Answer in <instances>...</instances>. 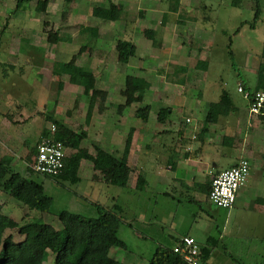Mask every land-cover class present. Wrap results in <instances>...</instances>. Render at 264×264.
Here are the masks:
<instances>
[{"label":"crops","instance_id":"obj_1","mask_svg":"<svg viewBox=\"0 0 264 264\" xmlns=\"http://www.w3.org/2000/svg\"><path fill=\"white\" fill-rule=\"evenodd\" d=\"M51 1L49 0L44 12L37 13L35 12L36 0L29 4L24 2L19 5V8H16L17 0H0V20L7 21L3 29L0 30L1 36L7 32L10 25L15 29V32H12L7 39L0 42L1 54L8 57L6 62L0 63V66L6 71L2 72L0 78V82L3 83L2 87L8 88L4 85L9 80L7 72L28 75L30 80L32 79L30 75L37 73V76L40 77L37 87L39 84L41 86V81H49L52 74L60 73L61 66L78 53L83 43L88 42L89 47L77 57L76 64L93 73L95 77L97 76L96 86L107 93L106 109L102 114L97 113L98 127L101 128V132L96 133L95 141L102 150L115 157H120L126 139L129 140L127 163L132 172L127 187L123 188V191H119V194L114 198V201L123 209L122 211L127 210L122 202V192L132 197L131 203L135 204L137 194L152 191L161 196L171 197L169 189L179 195L192 194L193 197L190 201L208 203L211 206L207 192H205V189L210 188L211 179L217 173L233 167L240 158H244L249 163V174L236 195L235 203L238 201L244 210H251L258 218L263 219L259 222V227H264V204L261 203L264 201V120L258 117H249V102L238 90L237 93L247 101L245 115L237 108L227 91L222 90L217 98H213L215 96L214 89L207 86L204 79L210 59L209 51L206 49V43H209L212 38L211 32L206 26L210 19H205V17L202 21L196 22V25L185 23L182 17L184 14L183 0H178L176 11L169 10L170 0H167V6L163 4L162 0H148L146 4L140 3L142 0L129 2L120 0L119 4L116 2L122 10L121 18L116 22L106 21L105 24H109L110 27L114 26L118 33L133 37L135 40V42L130 41L135 46L134 57L128 63L121 64L117 61L115 50L116 42L119 39L116 40L117 37L113 35L108 40L104 36L105 30L102 31L95 27L88 26L94 28V38L85 37L82 44L76 47L77 50L70 49L68 52L67 49L74 47L69 40L70 37L67 39L62 36L66 34L65 32L60 34L58 30L54 31L50 26L49 19L53 12L52 9H54ZM107 7L108 4L105 6L94 5L93 8ZM41 22L40 29L36 31L32 25ZM68 26H70L69 22L63 28H68ZM126 26L127 28H125ZM129 26H131L130 29ZM142 26L143 28H140ZM136 27L139 29L138 32H136ZM123 28L125 30H122ZM50 30L57 34V39L53 44H50L51 46L46 47L47 32ZM189 40H192L194 44L192 55L194 54L193 57L195 56L196 60L186 56L185 42ZM137 41L139 44H136ZM94 42L95 45H92ZM140 49L145 53L141 54ZM259 59L258 68L259 65L264 64L263 53L259 55ZM152 61L156 62L154 67L147 65ZM193 61L194 64H191ZM130 62L134 74L127 76L143 79L146 93L141 102L128 106L129 109L131 108L129 112H127L128 107L118 111L117 106L123 105L125 101L121 95L123 87L117 86V89L114 90L122 99L117 106H108V92L104 87L109 85L115 87L113 73L120 68V65H128ZM149 68L154 73L150 77H148ZM258 68L256 67L254 70L255 78ZM177 74H180L181 77ZM175 75L178 77L176 78ZM64 77L67 82V76ZM255 78L251 81L253 85ZM44 84L47 82L45 81ZM238 87L239 82L237 89ZM51 89L52 87L49 86V91ZM222 93H226L228 96L229 113L220 116L214 124L205 125L203 121L209 110V105L217 102ZM204 96L206 100L200 101ZM114 99L117 98H113V101ZM114 103L116 104L117 101ZM143 103L144 105L141 106ZM152 104L160 106L153 113L150 110ZM143 108H147L148 111H144L140 116L138 111ZM165 109L168 112L163 114L162 111ZM26 112V109L23 108L18 112V118L20 119V116ZM51 112L52 110H49L47 114ZM160 112L165 119L164 123L158 121ZM35 114L43 113L37 111L32 115V118ZM109 115L113 116L114 122H118L120 129L114 130L113 126L104 122L103 119ZM25 118L29 117L25 116ZM19 119L14 118L13 115L9 116L8 112L0 111V158L11 156L12 166V144L16 142L18 147L23 143L22 126L18 122L24 120ZM195 119L196 123L193 125ZM30 120L32 121V119ZM15 127L19 128L15 129ZM83 130L87 132L85 128ZM117 131L121 133H116ZM87 136L89 138V133ZM224 139L226 141L223 143ZM220 156L229 159L230 164L220 166L218 162ZM93 174L98 176L97 172L93 171ZM138 175H141L145 181L144 189L141 192L135 190V181ZM97 182L108 186L100 180ZM234 207L231 209H219L213 205L212 208L208 207L209 212H205L209 221L208 232L218 229V226L223 223L225 224L229 212ZM220 210L226 211L227 218L225 214L220 213ZM196 226L198 223L188 225V230L183 236H191L196 240L192 232H202L201 228L196 229ZM183 236L177 237L175 240L177 241ZM208 243H212L211 238L208 239ZM215 259L213 250L206 264H219ZM126 261V264H134L135 258L133 261L131 258Z\"/></svg>","mask_w":264,"mask_h":264},{"label":"rangeland","instance_id":"obj_2","mask_svg":"<svg viewBox=\"0 0 264 264\" xmlns=\"http://www.w3.org/2000/svg\"><path fill=\"white\" fill-rule=\"evenodd\" d=\"M112 1L119 4L120 0ZM121 1L129 2L132 0ZM107 2V0H72L71 3L65 4L64 0L51 1L54 9H52L51 18H48L49 23L54 31L58 30L60 34L65 32L66 34L62 36L67 37V39L70 37L69 40H71L70 42L73 43L74 47L67 49L68 52H70V49L77 50L76 47L81 45L86 37L78 33L80 26L105 30L104 36L108 40L114 35L117 37L116 40H133L135 42L133 37L130 38V36L123 33H118L117 28L114 26L110 27L109 24L92 17L91 11L94 5L105 6L108 4ZM146 2L148 0H142L140 3L146 4ZM162 2L167 6V0H162ZM183 2L184 14L182 17L185 23L196 25V22L202 21L205 17V19H210L206 23L212 36L209 43H206L210 59L204 79L207 86L214 89L215 96L213 98H217L222 90L227 91L233 98L237 108L245 115L247 113V101L243 100L242 95L237 93V84L240 78L244 77L249 86L252 87L251 81L255 78L254 70L256 67L258 68L259 55L264 53V0L259 2L261 15L253 27L250 26L256 12L253 0H239L237 3L239 6L237 7L231 5L232 0H183ZM62 13H64L65 18ZM6 22L5 19L0 20V30L3 29ZM68 22L70 26L63 28ZM41 25L42 22L40 24L35 23L32 26L38 31ZM130 28L131 26H129ZM132 28H134V25H132ZM137 28L136 32L139 30ZM140 28H143V26ZM238 29L239 31H237ZM14 30V27L10 25L7 32L2 36L0 32V42L7 39L12 32H15ZM136 44H139V41ZM185 44L186 56H189L190 59L195 58V56L193 57L194 54L192 55L194 49L192 48L194 45L192 40L186 41ZM92 45H95V42ZM228 45L233 53L232 60L228 55ZM47 46L51 45L46 43ZM53 48L52 46V50ZM139 52L141 54L145 53L142 49ZM7 60L8 57L3 56L0 52V63ZM131 62L128 65H120V68L113 73L115 87L111 85L104 87L108 92V106H117L118 102L122 100L114 90L117 89V86L119 88L123 87L125 76H133L134 70L131 67ZM155 64L156 62L152 61L148 62L147 65L154 67ZM191 64H194V61ZM262 66L264 67V64ZM0 68L1 78L2 72L5 73L6 71L1 66ZM151 70L149 68L148 77L154 75ZM32 72L34 73L35 69ZM6 75L9 80L7 79L8 81L4 85L8 88L2 87L3 83L0 82V111L8 112L9 116L13 115L16 119H19L18 112L23 108L27 111L19 119L24 121L18 122L22 126V130H20L23 135V143L20 144L19 141L20 145L17 147L16 142H14L11 148L15 172L24 174L25 169L30 168L33 156L28 159L29 152L37 143L39 134L43 130H48L51 125L45 121V116L49 110L55 112V117L62 120L71 129L80 131L85 128L90 136L82 141L81 147L89 153H93L92 145L97 143L95 141L97 138L96 133L101 132V128L98 127L99 121L96 108L91 117L86 116L87 101L81 93V88L67 84L66 78L59 73L52 74L49 81H41L42 84L41 86L39 84L38 87L37 81H40V77L37 76V73L30 75L32 81L28 75L25 76L19 72H7ZM177 75H175L176 78L181 77L180 74ZM45 81L47 84L43 85ZM60 83L63 86L58 90ZM49 86L52 87L51 91H49ZM113 98H117L114 99V101H117L116 104ZM205 98L204 96L200 101L206 100ZM143 105L144 103L141 104V106ZM159 108L160 106L152 104L150 107L151 113ZM130 110L131 108L128 107L127 112ZM37 111L43 114H35L32 118V115ZM28 114L29 116H27ZM25 116L29 118L26 119ZM103 120L106 124L113 126L112 129H120L118 122L113 121V116L109 115ZM195 123L196 119L192 124L195 125ZM17 128L19 127H15V129ZM116 133L121 132L117 131ZM218 162L220 166L230 164L229 159H224L221 156ZM78 177L79 181L74 184L70 181L56 183L39 174L32 177L37 183L43 184L44 194L52 199L50 213L45 214L22 207L14 199L0 191V204L3 206V213L18 222L39 220L57 229L61 227L57 219V215L61 211L91 218L95 214L91 203L98 201L101 205L111 207L114 203H117L113 198L119 194V191H123L122 188L104 186L97 182L99 176L93 174L91 164L85 160L80 163ZM168 192L172 195L171 197L161 196L152 191L137 194L135 204L131 203L132 197L122 192V202L127 210L120 215L125 224L120 226L118 238L125 243L126 250L120 248L110 249L109 256L111 258L121 262V264H126V259L130 258L131 261L135 258L134 264H147L158 246H170L175 238L186 233L188 225L198 223L196 229L201 228L202 232H192L196 237L198 246L213 248L216 256L215 260L219 264H264V227H259V222L263 219L258 218L254 212L244 210L237 201L233 210L229 212L228 218L225 214L226 211L220 210L221 214H225L227 222L218 226V229L208 232L209 221L205 216V212H209L208 207L212 208V204L209 202L210 206L208 203L191 202L192 194L179 195L170 189ZM10 233L14 235L15 241L25 239L30 242L32 240V236L26 238V236L11 231H7L5 236ZM210 238L212 243H208ZM52 263L53 258L50 255L45 264Z\"/></svg>","mask_w":264,"mask_h":264},{"label":"trees","instance_id":"obj_3","mask_svg":"<svg viewBox=\"0 0 264 264\" xmlns=\"http://www.w3.org/2000/svg\"><path fill=\"white\" fill-rule=\"evenodd\" d=\"M34 0H17L16 8L19 5L31 3ZM107 8H93L92 16L103 22H116L121 18L122 10L112 0H107ZM232 6L237 7L239 0H232ZM256 8L253 27L258 17L261 15L259 2L253 0ZM49 0H36L35 12L42 13L46 10ZM69 4L72 0H64ZM178 0H170L169 10L176 11ZM64 17V13H62ZM243 26V25H242ZM239 31V29L237 30ZM79 34L89 38L95 37L94 28H79ZM57 39V34L52 30L47 32V43L53 44ZM230 42V41H229ZM89 47V43H83L78 53L61 66L60 75L67 76V82L70 85L81 88V93L87 101L86 116L91 117L94 109L97 113L104 112L107 93L102 88L96 86V77L93 73L86 71L83 67L76 64L77 57ZM117 61L126 64L135 55V46L127 40H118L115 46ZM228 55L233 59V53L228 45ZM264 55V53H263ZM239 86L248 94L250 103L254 93L264 92V67L259 66L254 85H248L246 79L240 78ZM63 85L58 86V90ZM146 93L144 80L137 77L126 76L124 79L121 95L125 101L123 105L117 106L120 111L132 103L142 101ZM230 102L226 93H222L219 100L209 105V110L204 118V124H214L220 116L229 113ZM147 108L138 111L142 116ZM167 113V109L162 111ZM264 120V118H261ZM45 121L55 127L53 138L63 144L65 156L63 169L55 177L45 178L59 183V181H70L77 183L79 181L78 170L82 160L88 161L92 165V170L98 173L101 182L108 186L126 188L129 176L132 172L127 163L129 153V140L125 141L123 152L120 157H115L102 150L97 143H93V153H89L81 147L82 141L87 138V132L84 130L75 131L67 126L62 120L57 119L53 113L45 116ZM158 121L165 122L160 112ZM47 135V130H43L37 143L31 148L28 159L35 154L37 144L42 137ZM226 141L224 139L223 143ZM73 152V153H72ZM24 174L15 172L12 166V157L4 156L0 158V191L10 198L14 199L22 207L34 210L41 214L50 213L52 199L44 194L43 184L37 183L32 177L36 175L30 168H26ZM144 178L141 175L136 177L135 190L138 192L144 189ZM207 198L210 188L205 189ZM114 200V198H113ZM192 202V201H191ZM264 204V201H261ZM95 214L93 217H85L80 214L61 211L57 219L61 225L60 228H53L51 225L39 220H30L18 222L12 217L3 213V206L0 204V264H45L51 255L52 264H121V262L111 258L109 251L112 248L126 250L125 243L118 238V231L122 224H125L121 213L123 209L116 203L111 207L101 205L98 201L91 203ZM129 226V225H127ZM7 231L15 232L22 236H32V240L20 241L14 240V235L10 233L5 236ZM178 240L171 246H158L147 264H184L183 259L173 252V247ZM200 259L206 264L208 258L213 252L211 247H200Z\"/></svg>","mask_w":264,"mask_h":264},{"label":"built area","instance_id":"obj_4","mask_svg":"<svg viewBox=\"0 0 264 264\" xmlns=\"http://www.w3.org/2000/svg\"><path fill=\"white\" fill-rule=\"evenodd\" d=\"M238 92L248 99L241 86ZM249 117L264 118V92L254 93L248 107ZM55 127L50 125L47 135H44L37 144L30 169L39 175L47 177L57 176L63 169L65 156L64 146L56 141L53 136ZM249 174V163L240 158L230 169L217 173L210 183L208 194L209 202L216 208L231 209L236 201V195ZM197 241L191 236L181 237L173 247V252L178 254L184 264H205L200 259Z\"/></svg>","mask_w":264,"mask_h":264}]
</instances>
